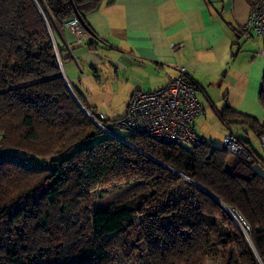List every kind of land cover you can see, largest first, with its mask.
Segmentation results:
<instances>
[{
    "label": "trees",
    "instance_id": "trees-1",
    "mask_svg": "<svg viewBox=\"0 0 264 264\" xmlns=\"http://www.w3.org/2000/svg\"><path fill=\"white\" fill-rule=\"evenodd\" d=\"M98 2L0 0V264H106L119 242L126 256L144 246L151 264H260L264 174L255 151L232 159L204 138L189 150L148 134L127 143L87 115L84 107L99 111L66 80L53 36L74 18L91 30L85 14ZM259 99L264 108V77ZM237 115L264 133V120L229 105L221 112L226 122ZM130 180L153 191L99 205L83 223L67 216L93 187ZM181 182L193 191L166 198Z\"/></svg>",
    "mask_w": 264,
    "mask_h": 264
},
{
    "label": "crops",
    "instance_id": "crops-1",
    "mask_svg": "<svg viewBox=\"0 0 264 264\" xmlns=\"http://www.w3.org/2000/svg\"><path fill=\"white\" fill-rule=\"evenodd\" d=\"M254 1L99 0L85 14L96 39L79 38L71 19L56 29L54 40L63 47L61 68L90 110L107 117L95 91L108 95L111 102V96H121L128 106L134 91L162 87L179 74L180 66L186 67L203 108L194 123L196 131L211 143L229 131L236 133L255 151L256 168L264 174V155L248 137L250 126L241 115L227 122L221 118L229 105L264 120L259 99L264 54L258 53L264 38L254 30L250 37L242 28ZM216 118L220 130L215 133Z\"/></svg>",
    "mask_w": 264,
    "mask_h": 264
},
{
    "label": "built area",
    "instance_id": "built-area-1",
    "mask_svg": "<svg viewBox=\"0 0 264 264\" xmlns=\"http://www.w3.org/2000/svg\"><path fill=\"white\" fill-rule=\"evenodd\" d=\"M70 24L79 38L96 39L91 30L85 28L78 19H71ZM242 28L250 37V32L254 30L258 36L264 38V0L252 2L248 20ZM258 48V53L264 54V42L258 44ZM178 71L179 74L170 78L162 87L134 91L124 115L111 125L107 126L101 121L104 118L101 112L98 116L90 112L91 118L103 131L127 143H130L127 138L129 135L148 134L154 139L175 142L186 149H193L203 141V137L194 127L196 117L203 113V108L196 95V84L189 77L186 67L180 66ZM115 127L125 129L126 136L117 133ZM1 137L3 134L0 132ZM259 138L264 148V133ZM223 147L233 158L251 157L247 144L232 131L224 135ZM237 216L240 226L246 231L245 220L240 214ZM260 264H264V261L260 260Z\"/></svg>",
    "mask_w": 264,
    "mask_h": 264
},
{
    "label": "rangeland",
    "instance_id": "rangeland-1",
    "mask_svg": "<svg viewBox=\"0 0 264 264\" xmlns=\"http://www.w3.org/2000/svg\"><path fill=\"white\" fill-rule=\"evenodd\" d=\"M38 7L40 9L39 5ZM52 36H53V33H52ZM53 39H54V36H53ZM59 61L61 63L60 56H59ZM62 72H63V69H62ZM95 94H96V100L104 103V107H101V108L104 109L107 117L101 118V121L105 125L107 126L111 125V123L115 122L117 117L124 114L125 110H127L126 109L127 105L122 102V99L119 100L121 96H116V95L111 96L112 102H113L112 103L108 95L105 96V94H102V91H95ZM105 103H108L109 105L112 104V105L110 106L108 105L109 106L108 108V106ZM84 110L86 111L87 115L91 118L88 111L86 109ZM218 121L219 120L216 118V120L214 121V125L212 126L215 130L214 131L215 133L220 130V123H219L220 121L219 122ZM236 126L237 125L234 124L231 128L232 129L236 128ZM114 130L117 133L123 136H126L125 129L120 128V127H115ZM104 133H109V132L104 131ZM223 137L224 136L219 137L217 140L213 138L214 139L213 144L216 146L222 147ZM248 137L254 142L255 147L258 149L259 153L264 155V148L262 147L259 136L256 135L253 131L249 130ZM229 157L233 159V157L231 156ZM254 167L255 168L257 167V162H254ZM262 167L263 168H260V169L264 173V166ZM191 180L192 179H189V181ZM152 191L153 190H152L150 183L144 182V181L130 180V181H116V182L106 183L100 186L93 187L90 190V193L87 196V199L83 200L82 207L72 213H68L67 216L72 220H80V222L83 223L89 217V212L93 211L99 205L118 204L121 202H125L129 199L135 198L139 196L140 194L152 192ZM189 191H193V189L189 186V184L181 182L179 184L171 186L169 188V191L166 193L165 197L171 200H179L180 197L185 196V193ZM194 200L195 198H189V203L193 205ZM120 243L121 242L113 246V250H112L113 255H114L113 262H109L106 264H151L152 263V261L147 256V252L144 246H141L140 248L135 249V251L132 253L131 256H126L124 251L119 247ZM214 263L215 262H213L212 260L208 261V264H214ZM216 264H220V263L216 262Z\"/></svg>",
    "mask_w": 264,
    "mask_h": 264
},
{
    "label": "water",
    "instance_id": "water-1",
    "mask_svg": "<svg viewBox=\"0 0 264 264\" xmlns=\"http://www.w3.org/2000/svg\"><path fill=\"white\" fill-rule=\"evenodd\" d=\"M70 88H71V86H70ZM71 91L73 92V89H72V88H71ZM74 96H75V94H74ZM75 98H76V100L78 101V103H79L81 106H83L82 103H80L78 97L75 96ZM83 107H84V106H83ZM84 109H85V107H84Z\"/></svg>",
    "mask_w": 264,
    "mask_h": 264
},
{
    "label": "bare ground",
    "instance_id": "bare-ground-1",
    "mask_svg": "<svg viewBox=\"0 0 264 264\" xmlns=\"http://www.w3.org/2000/svg\"><path fill=\"white\" fill-rule=\"evenodd\" d=\"M223 139H224V137H223Z\"/></svg>",
    "mask_w": 264,
    "mask_h": 264
}]
</instances>
